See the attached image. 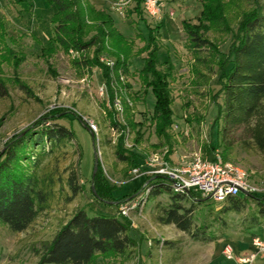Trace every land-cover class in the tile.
Returning a JSON list of instances; mask_svg holds the SVG:
<instances>
[{"label":"rangeland","instance_id":"374dc122","mask_svg":"<svg viewBox=\"0 0 264 264\" xmlns=\"http://www.w3.org/2000/svg\"><path fill=\"white\" fill-rule=\"evenodd\" d=\"M147 1L149 0H142L140 5L142 18L146 22L144 24L139 23L140 17L135 13L131 18L128 17L130 7L136 6L134 0H91L98 11L108 12L115 17L118 29L125 36H131L136 49L144 46L143 41L135 36L138 30L148 34V26L155 28L163 22L162 44H167L172 52L175 70L171 89L176 120L172 129L173 138L169 145L154 147L160 140L155 136L154 125L149 119L156 104L152 90L143 95L146 97L144 104L133 100L134 121L142 124L137 129L141 130L144 137L137 147V151L142 155V164L139 167L142 172L136 175L132 173L134 168L131 164L120 160L116 155L119 131L111 124L108 111L111 105L101 69L87 68L83 57L73 51L58 50L53 57L42 56V46L50 36L49 18L55 9L43 0H37L35 5L25 3V7L17 4L15 0H0V74L8 89V95L0 97V152L15 135L55 108L73 110L82 115L84 121L86 118L98 126L95 144L92 132L80 120L74 119L70 122L64 119L57 122L73 128L82 150L81 161L75 142L66 143L47 158L43 174L51 176L55 181L49 207L22 233H15L8 226L0 224V264H35L42 245L51 241L64 223L80 208L86 209L89 216H95L118 214L122 205L136 206L130 216L132 235L142 241L140 256L126 263L117 259L106 261L104 264H207L211 258L216 260L213 264H233L234 261L222 257L225 245L223 240H247L252 238L254 233H262L264 224L261 228L249 231L243 225L245 213H231L228 216L229 229L218 233L221 238L210 244H201L175 225H163L157 220L160 209L157 205L166 207L171 200L166 194L154 200H148L146 197L149 175L143 174L148 159L153 155H159L177 165L195 154L213 159L218 153L225 161L243 168L249 175L250 184L258 188L262 196L264 156L250 140L243 137L240 139L241 131L235 134L237 141L232 151L226 152L222 145L217 146L221 141L219 126L222 122L217 123L218 109L213 103L214 96L210 90L214 89L216 92L220 88L221 68L228 60L237 28L233 34L224 36L210 33V37L218 43L219 54L216 62L223 64L214 65V72L202 67V71L209 76L208 80L198 78L194 72L196 56L188 46L187 36L182 30V21L186 20L192 24L197 22L201 0H152L156 2L155 15L149 12ZM225 2L234 14V0ZM93 35L94 33H91L86 40ZM93 50L89 52V57L93 56ZM201 55L206 57L207 53L202 52ZM76 59L81 63L76 64ZM159 59L160 62L168 60L166 49H162ZM100 60L107 65L114 62L107 54ZM142 67L141 58H135L131 75ZM231 67V63L226 64L227 71ZM160 69L165 68L160 66ZM131 75L125 82L132 84L133 88L127 91V95L134 99L136 93L141 90V83L137 76ZM219 95L217 94L214 100L223 104L224 97ZM114 109L117 112V121L123 123L122 114L116 106ZM134 137L133 133L129 135L130 145ZM124 147L129 148L126 145ZM96 160L102 164L104 176L114 186L113 200L99 199L91 188ZM73 170L78 172V184L85 187V190L74 198L67 184ZM185 204L190 206L188 201ZM221 206L222 204H203L193 213L195 223L199 225L206 217L213 222L216 216L211 210L218 211ZM162 240L170 242V245H159L158 241ZM149 242H152V246L148 245ZM149 249L150 257L147 255Z\"/></svg>","mask_w":264,"mask_h":264},{"label":"trees","instance_id":"16d2710c","mask_svg":"<svg viewBox=\"0 0 264 264\" xmlns=\"http://www.w3.org/2000/svg\"><path fill=\"white\" fill-rule=\"evenodd\" d=\"M36 1L15 0L23 7L25 3L35 5ZM43 1L55 10L49 18L50 36L42 46V56L53 57L58 50L73 51L83 57L87 68L101 69L111 105L108 110L111 124L120 134L116 155L120 160L130 163L132 168H139L142 155L137 147L144 137L141 130L137 129L142 124L134 121L133 100L144 104L146 97L143 95L148 90H152L155 95L156 104L149 116L155 136L160 140L155 148L171 143L172 129L176 123L171 89L175 64L170 47L162 44L163 22L155 28L148 26V34L138 30L135 36L143 41L144 46L136 49L131 36H125L118 29L115 17L108 12L98 11L91 0ZM134 1L136 6L130 7L128 17L131 18L135 13L140 17L139 23L145 24L140 6L142 0ZM234 3L236 10L233 14L225 0H201L197 22L192 24L183 20L182 30L187 36L189 48L196 56L194 72L198 78L208 80L209 76L202 71V67L214 72V65L223 64L216 62L218 43L210 37V33L224 36L233 34L237 28L228 60L221 68L220 88L216 92L210 90L218 109L217 123L222 122L219 126L221 141L217 146L222 145L226 152L232 151L237 141L235 134L241 131L240 139L250 140L264 156V0H234ZM91 33L94 35L86 40ZM162 49L167 50L168 60L160 62ZM92 50L93 56L89 57ZM202 52H206L207 56L203 57ZM105 54L114 59L112 65L101 62ZM137 57L143 61V67L132 75L137 76L141 90L132 99L127 91L133 86L125 79L131 75ZM75 63L81 62L76 59ZM228 63L232 65L229 71L226 70ZM160 66L165 69L161 70ZM217 94L223 95V104L214 100ZM6 95L7 84L0 74V97ZM117 99L123 107V123L116 119L114 108ZM64 119L70 122L78 119L90 130L82 115L73 110L55 108L15 135L0 152V224L8 226L15 233L28 230L49 207L55 181L43 174L47 158L66 143L75 142L81 161L82 150L73 128L57 123ZM131 133L135 135L133 147L126 149L124 144ZM93 138L96 144L94 134ZM78 182V172L73 170L67 180L73 198L85 190ZM146 185L151 188L148 200L164 194L171 200L166 207L157 205L160 208L157 220L163 225H175L197 243L218 241L221 238L218 233L230 227L228 216L231 213H245L243 225L249 231L261 228L264 224V196L260 193L228 197L218 211L211 210L216 216L213 222L206 217L197 225L193 218L194 211L203 204L213 205L211 200L195 192H176L168 178L161 175L147 176ZM91 188L103 201L114 198V186L104 176L103 166L98 160ZM187 201L190 202L189 207L185 204ZM158 244L164 246L170 245V242L162 240ZM141 245L142 241L132 235L131 220L119 214L89 216L86 209L80 208L51 241L42 245L35 264H104L117 259L126 263L140 256ZM147 255L151 256L150 249Z\"/></svg>","mask_w":264,"mask_h":264},{"label":"built area","instance_id":"2783aa9c","mask_svg":"<svg viewBox=\"0 0 264 264\" xmlns=\"http://www.w3.org/2000/svg\"><path fill=\"white\" fill-rule=\"evenodd\" d=\"M147 8L151 14L155 15L157 13L155 1H147ZM115 106L123 116V107L119 99L116 100ZM85 122L97 138L98 126L86 118ZM128 140L129 135L124 146L129 147L126 149H131L133 143L130 145ZM117 142L118 139L116 146ZM140 172H142L140 168L132 171L136 175H139ZM146 174L149 176L161 175L167 177L176 192L185 194L195 192L204 198H208L216 205L222 204L230 196L260 193L258 188L250 184L249 175L243 168L232 162L225 161L218 153L214 155L213 159L195 154L184 159L183 162L177 165H173L159 155H153L146 163V169L143 175ZM150 189V187L146 188V197L150 193ZM142 205L143 202L139 206L140 210L142 209ZM135 207L129 204L122 205L118 214L120 217L131 220L130 214ZM148 245L152 246V242H149ZM251 245L253 250L246 256L237 258L232 245L225 246L223 255L226 259L238 260L241 264H253L259 255L264 256V227L261 234L251 238Z\"/></svg>","mask_w":264,"mask_h":264},{"label":"crops","instance_id":"0c3cea01","mask_svg":"<svg viewBox=\"0 0 264 264\" xmlns=\"http://www.w3.org/2000/svg\"><path fill=\"white\" fill-rule=\"evenodd\" d=\"M223 241L225 243L224 248H225L226 245H232V247L234 248L235 255H236L237 258L246 256V255L250 254V252L253 250V247L251 245V237L249 239H247V240L242 238V239H239V240H223ZM222 257H224L223 250H222ZM213 258H214V254H213ZM226 260H228V259H226ZM215 261H216L215 259L211 258L210 262L207 263V264H213ZM228 261H234L233 264H241V263L238 262V260H228ZM253 264H264V256L263 255H259L255 259Z\"/></svg>","mask_w":264,"mask_h":264}]
</instances>
